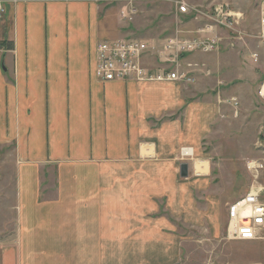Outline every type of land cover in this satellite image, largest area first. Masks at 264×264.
<instances>
[{
	"label": "crops",
	"instance_id": "0c3cea01",
	"mask_svg": "<svg viewBox=\"0 0 264 264\" xmlns=\"http://www.w3.org/2000/svg\"><path fill=\"white\" fill-rule=\"evenodd\" d=\"M8 1L0 148L13 171L2 176L0 264H181L188 179L210 176L201 104L184 108L183 126L180 84L94 76L97 43L121 35L99 21L100 0ZM258 52L264 75V40Z\"/></svg>",
	"mask_w": 264,
	"mask_h": 264
},
{
	"label": "rangeland",
	"instance_id": "374dc122",
	"mask_svg": "<svg viewBox=\"0 0 264 264\" xmlns=\"http://www.w3.org/2000/svg\"><path fill=\"white\" fill-rule=\"evenodd\" d=\"M224 1L229 10L240 11L242 19L232 31L214 28L221 36L218 48L188 52L184 55L197 53L184 63V55L168 62L172 65L169 71L176 73L173 82L181 85V91L185 89L181 125L192 123L183 116L184 108L195 102L203 108L206 120L198 155L207 157L210 164L208 179L193 175L188 179L195 188L189 193L191 208L181 209V264H264L261 243L232 239L226 226L228 203L241 197L254 183L247 161L264 156V100L257 93L264 76L257 70L259 44L264 40L259 31L264 0L99 1V21L106 18L107 28L115 23L120 38L155 42L170 36L198 35L212 22L207 17L212 5ZM181 2L188 12L178 11ZM6 12L7 9L2 19ZM2 43L1 54L5 51ZM146 61L151 66L157 62L154 55ZM230 98L236 99V107L229 103ZM3 152L0 148V203L2 176L11 178L13 171L11 163H2ZM187 157L181 154V159L190 161ZM212 220L219 221L218 235L212 233Z\"/></svg>",
	"mask_w": 264,
	"mask_h": 264
},
{
	"label": "built area",
	"instance_id": "2783aa9c",
	"mask_svg": "<svg viewBox=\"0 0 264 264\" xmlns=\"http://www.w3.org/2000/svg\"><path fill=\"white\" fill-rule=\"evenodd\" d=\"M263 4V3H261ZM227 3L212 5L208 18L213 22L199 30L192 37L170 36L161 42L136 38L102 40L96 45L94 76L102 82L121 81H173L176 73L169 71L168 62L188 52H210L216 50L221 36L214 28L222 27L232 31L242 19L240 11H232ZM7 0H0V20L8 8ZM180 13L188 12L184 2L179 3ZM259 28L264 36V6L260 7ZM0 49V54H1ZM156 58L155 66L147 64V58ZM172 66V65H171ZM258 95L264 100V79L258 86ZM229 103L236 107L234 98ZM183 155H188L182 152ZM246 168L254 183L238 199L228 203L226 208L227 235L241 241H258L264 253V156L247 161Z\"/></svg>",
	"mask_w": 264,
	"mask_h": 264
},
{
	"label": "water",
	"instance_id": "95a60500",
	"mask_svg": "<svg viewBox=\"0 0 264 264\" xmlns=\"http://www.w3.org/2000/svg\"><path fill=\"white\" fill-rule=\"evenodd\" d=\"M179 175L180 177H187L188 175V165L187 163L185 162H182L180 165H179Z\"/></svg>",
	"mask_w": 264,
	"mask_h": 264
},
{
	"label": "bare ground",
	"instance_id": "6f19581e",
	"mask_svg": "<svg viewBox=\"0 0 264 264\" xmlns=\"http://www.w3.org/2000/svg\"><path fill=\"white\" fill-rule=\"evenodd\" d=\"M184 152H186V153H187V152H189V150L185 149V150H184Z\"/></svg>",
	"mask_w": 264,
	"mask_h": 264
}]
</instances>
